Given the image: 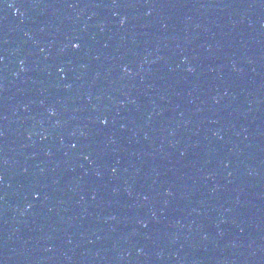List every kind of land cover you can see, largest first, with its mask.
Listing matches in <instances>:
<instances>
[{"label": "water", "instance_id": "water-1", "mask_svg": "<svg viewBox=\"0 0 264 264\" xmlns=\"http://www.w3.org/2000/svg\"><path fill=\"white\" fill-rule=\"evenodd\" d=\"M0 264H264V0H0Z\"/></svg>", "mask_w": 264, "mask_h": 264}, {"label": "snow or ice", "instance_id": "snow-or-ice-1", "mask_svg": "<svg viewBox=\"0 0 264 264\" xmlns=\"http://www.w3.org/2000/svg\"><path fill=\"white\" fill-rule=\"evenodd\" d=\"M10 6H11V5H10ZM72 47H73V48H79L80 45H79L78 42H74V43H72ZM103 123H106V121H103Z\"/></svg>", "mask_w": 264, "mask_h": 264}]
</instances>
